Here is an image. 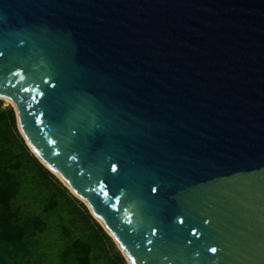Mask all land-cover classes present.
Instances as JSON below:
<instances>
[{
  "label": "water",
  "instance_id": "obj_1",
  "mask_svg": "<svg viewBox=\"0 0 264 264\" xmlns=\"http://www.w3.org/2000/svg\"><path fill=\"white\" fill-rule=\"evenodd\" d=\"M0 99L127 264H264V0H0Z\"/></svg>",
  "mask_w": 264,
  "mask_h": 264
},
{
  "label": "trees",
  "instance_id": "obj_2",
  "mask_svg": "<svg viewBox=\"0 0 264 264\" xmlns=\"http://www.w3.org/2000/svg\"><path fill=\"white\" fill-rule=\"evenodd\" d=\"M0 264H127L86 206L32 154L0 102Z\"/></svg>",
  "mask_w": 264,
  "mask_h": 264
},
{
  "label": "rangeland",
  "instance_id": "obj_3",
  "mask_svg": "<svg viewBox=\"0 0 264 264\" xmlns=\"http://www.w3.org/2000/svg\"><path fill=\"white\" fill-rule=\"evenodd\" d=\"M0 102H1L3 108L7 107V106H11V104L4 99H0Z\"/></svg>",
  "mask_w": 264,
  "mask_h": 264
},
{
  "label": "bare ground",
  "instance_id": "obj_4",
  "mask_svg": "<svg viewBox=\"0 0 264 264\" xmlns=\"http://www.w3.org/2000/svg\"><path fill=\"white\" fill-rule=\"evenodd\" d=\"M7 101V100H6ZM9 102V101H8Z\"/></svg>",
  "mask_w": 264,
  "mask_h": 264
}]
</instances>
